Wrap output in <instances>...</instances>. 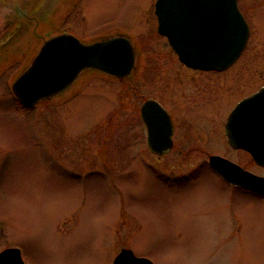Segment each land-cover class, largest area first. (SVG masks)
<instances>
[{
  "label": "rangeland",
  "instance_id": "rangeland-1",
  "mask_svg": "<svg viewBox=\"0 0 264 264\" xmlns=\"http://www.w3.org/2000/svg\"><path fill=\"white\" fill-rule=\"evenodd\" d=\"M156 1L0 0V248L22 246L30 264H110L127 247L155 264H264V197L232 196L208 157L264 173L225 127L264 82V0H239L251 36L220 72L178 59L157 31ZM64 32L84 42L123 33L135 66L125 78L87 68L27 110L11 85ZM148 98L173 118L164 155L148 144Z\"/></svg>",
  "mask_w": 264,
  "mask_h": 264
},
{
  "label": "water",
  "instance_id": "water-1",
  "mask_svg": "<svg viewBox=\"0 0 264 264\" xmlns=\"http://www.w3.org/2000/svg\"><path fill=\"white\" fill-rule=\"evenodd\" d=\"M237 0H158L159 31L167 35L181 60L195 68L225 69L241 54L249 26ZM128 37L114 36L89 44L72 33L45 41L29 68L13 83L17 97L27 106L64 91L88 67L124 77L135 65V48ZM148 127V142L154 152L173 146V122L156 100L147 99L141 108ZM230 143L250 151L264 165V88L241 101L229 116ZM211 163L228 180L264 192V176L244 172L227 158L213 155ZM10 264H24L20 253L7 249ZM123 249L114 264H154ZM5 259H9L5 257Z\"/></svg>",
  "mask_w": 264,
  "mask_h": 264
},
{
  "label": "flooded vegetation",
  "instance_id": "flooded-vegetation-1",
  "mask_svg": "<svg viewBox=\"0 0 264 264\" xmlns=\"http://www.w3.org/2000/svg\"><path fill=\"white\" fill-rule=\"evenodd\" d=\"M240 59V58H239ZM236 63V62H235ZM235 63L232 65V66H234L235 65ZM231 66V67H232ZM231 67H229V68H231ZM201 71H204V70H201ZM209 72H220V71H209ZM264 85V82L263 83H261L256 89H258V88H260L261 86H263ZM256 89H254L253 91H255ZM253 91H251V92H253ZM250 92V93H251ZM250 93H247V94H250ZM247 94H245L244 96H242V97H240L238 100H236V102L233 104V106L240 100V99H242L243 97H245ZM241 149V148H240ZM240 149H237V150H240ZM241 151H243L244 153H246L247 154V151H245V150H243V149H241ZM169 152V151H168ZM167 152V153H168ZM167 153H164V154H167ZM163 154V155H164ZM212 154H210L208 157L210 158V156H211ZM248 155V154H247ZM224 156V155H223ZM249 156L252 158V156L249 154ZM226 157V156H225ZM229 158V157H228ZM231 159V158H230ZM233 160V159H232ZM233 161H235L236 163H238V164H240L241 166H242V168H244V169H247V170H250V171H254V170H251L250 169V167H248V166H246V164H242V163H240L239 161H236V160H233ZM210 166H211V164H210ZM211 168H212V172H213V174H214V176L217 178V180L219 179V181H221L225 186H227L228 188H230V189H233V191L231 192V194H232V196L234 195V194H237V192L236 191H238V193H241V194H243V195H251V194H254V195H257V196H262V197H264V194L263 193H257V192H253V191H251L250 189H247V188H244V187H242V186H240V185H237V184H235V183H230V182H228L226 179H224L220 174H219V172L215 169V168H213L212 166H211ZM254 172H256V171H254ZM256 173H258V174H261V175H264V173H260V172H256ZM236 190V191H235ZM232 199H230V201H231ZM232 203H233V200L231 201ZM18 248L19 249V253H20V256H21V259H22V261L25 263V264H30V263H28L27 262V260H26V258H25V256L23 255V247L21 246L20 247V245H11V244H9V245H6V246H3V247H1L0 248V252H2V251H4L5 249H7V248ZM122 249H120L115 255H113V258L111 259V261H110V264H113V262H114V260H115V258H116V255H118V253L121 251ZM144 255V254H143ZM145 256V255H144Z\"/></svg>",
  "mask_w": 264,
  "mask_h": 264
},
{
  "label": "snow or ice",
  "instance_id": "snow-or-ice-1",
  "mask_svg": "<svg viewBox=\"0 0 264 264\" xmlns=\"http://www.w3.org/2000/svg\"><path fill=\"white\" fill-rule=\"evenodd\" d=\"M5 257H8L9 259H5ZM11 256L10 255H4V256H0V264H10L11 262Z\"/></svg>",
  "mask_w": 264,
  "mask_h": 264
}]
</instances>
